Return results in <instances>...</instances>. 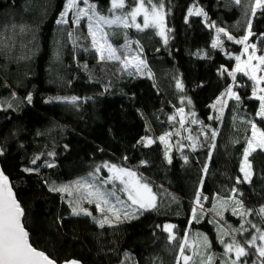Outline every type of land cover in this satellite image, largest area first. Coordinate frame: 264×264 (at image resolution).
I'll return each instance as SVG.
<instances>
[{
  "label": "trees",
  "instance_id": "1",
  "mask_svg": "<svg viewBox=\"0 0 264 264\" xmlns=\"http://www.w3.org/2000/svg\"><path fill=\"white\" fill-rule=\"evenodd\" d=\"M124 3L118 15L139 0ZM254 3L144 0L149 9L163 5L164 38L154 28L103 23L113 47L131 42L141 52L148 74L140 76L99 61L83 31L78 29L79 39L72 41L70 24H57L66 0H0V167L24 211L32 246L58 263L179 264L181 240L197 232L207 238L211 264H231L235 259L224 256L216 229L223 226L243 246L252 239L251 223L264 231V215H259L264 208V150L248 157L250 182L237 183L243 181L249 121L264 130V120L256 115L260 102L251 98V81L229 75L233 56L245 46L235 41L249 32L246 44H255L264 56V11L253 15ZM89 4L96 5L99 16L113 18L111 0ZM189 8L206 15L189 16ZM217 28L234 39L218 34ZM216 36L219 48L212 47ZM229 86L239 101L222 96ZM179 109L188 117L183 124ZM166 133L183 147L172 150L169 159L158 139ZM104 165L137 172L155 195L156 207L136 219L100 226L89 216L73 215L61 195L50 190ZM197 192L206 199L202 211L194 213ZM216 200L230 201L223 213L215 210ZM237 201L249 212L247 218L234 214ZM165 225L174 226L173 242ZM249 253L238 264H264V258L259 262Z\"/></svg>",
  "mask_w": 264,
  "mask_h": 264
},
{
  "label": "snow or ice",
  "instance_id": "2",
  "mask_svg": "<svg viewBox=\"0 0 264 264\" xmlns=\"http://www.w3.org/2000/svg\"><path fill=\"white\" fill-rule=\"evenodd\" d=\"M112 7L109 9V11H113L114 9H123L125 7L124 0H111ZM149 3H151V0H148ZM237 4L241 3V0H235ZM83 3L87 5V10L85 8L79 7L78 0H67V3L65 4V10L61 13V19L57 20V24L66 23L67 21L64 19L66 14L69 10L72 9H78L74 13L75 20L74 23L79 24L80 20L83 17H87L90 23L88 24V31L90 35L92 36V43L93 47L95 48L96 52L99 54L100 59H108V60H118L121 62V64L124 66L125 69H127L129 66L135 67L136 70L139 72L141 71V66L146 67L145 62L140 59L138 56L129 57L127 54L123 55V58H121L120 55H117V49L113 48L111 44H108L107 41L104 39V36L102 34V29L99 26V22H103L107 25L112 24H123L124 27H129V24L127 22V16H113V18H108L105 16H99L96 12V5L95 4H89V0H83ZM161 8L163 5L160 6ZM260 9L264 11V0H255V3L252 7V13L255 15L256 10ZM141 12H144V24L143 28L148 27H155L159 29L158 35L162 37H166V29L163 27V21L164 16L160 10L157 9L155 5L152 7L151 14L144 9V0H139V3L137 7L133 8L130 13L127 15H130L132 17L133 24H135L136 16L139 15ZM188 15H206L202 12L199 8L188 9ZM93 17H96V27H93V23L91 21L93 20ZM187 22V17H186ZM138 30H143L140 25H135ZM214 27V25H213ZM250 27V22H249ZM217 33H223L225 36H227L228 40H233L234 37L229 35L227 32H225L222 28L216 29ZM100 34V35H98ZM71 35V33H70ZM249 35H251V32L248 33V35H245L242 39L236 40V43L245 44V51L248 49V45L246 44V41L248 40ZM101 40L104 42L101 43ZM167 42V39L165 38V43ZM219 39L215 40L212 44V47L215 48L219 44ZM252 54L249 55V62H251L253 59H256L259 61V64L257 65H251L249 63V67L251 70V74L248 71H245L244 74L248 75L251 80L255 82L253 86V96L259 100V109L256 112V115L260 117L262 120H264V95H257V86L260 85L261 81H264V76L257 77L255 75V72L259 70L260 65H264V56H255V45H252ZM237 64L235 69H233L232 72H229L230 76H233V79H235V73L244 71V69L241 67L240 64V57H236ZM222 71H227V69H222ZM177 87L182 88V85L179 81H177ZM259 92H264V87H261L258 89ZM228 95L231 98L236 99L239 101L240 97L237 96L235 92L232 91V87L229 86V88L226 90V93L223 95ZM29 102L31 101V96L27 98ZM59 99V98H58ZM71 102L76 101V97H71ZM219 100V98H218ZM180 112H183V109H179ZM171 119V117H170ZM195 122V121H193ZM251 124V136L247 138V147L244 150L243 154V161L241 163L240 171L243 173V181L240 179H237V183L242 182H250L251 179V163L249 162L248 157L255 152L257 149L264 150V130H261L260 127L257 126L256 123L249 121ZM216 132L213 131L212 136L215 138ZM161 142H165V136L160 137ZM152 141L149 140L148 143H151ZM167 155V154H166ZM39 157H36L32 163L35 164L36 160H38ZM169 162H171L169 160ZM51 166V165H49ZM114 170L118 175L116 176L117 179H121V183L125 185L124 188L121 189V191L127 192L128 199L132 202L133 205H138L140 209L148 210L153 209L156 207V197L152 193L151 189L148 187L147 184H140L138 180H135V173L128 171L123 168H116L115 165L111 166L110 171ZM26 172L32 171V169H24ZM126 175L130 179L128 181H124L122 177ZM111 179V177H110ZM75 184L83 187L85 186L82 181H76ZM89 189H92L93 185H87ZM53 191H59L64 192L68 191V186H63L61 188H54L51 189ZM233 191H236V189H233ZM71 195V193L69 192ZM109 195L115 196V192L109 193ZM89 197H95L97 200L96 207L97 209H101V202L104 205H107L109 201L105 198V194L102 193L99 189H95L94 191L89 190L87 191L85 199H88ZM201 199H206L201 196L199 192H197L196 197V203L199 204ZM117 201H119V197H117ZM88 202L91 203L92 200L88 199ZM237 206L242 207V204L240 201H237ZM102 210V209H101ZM109 211H113L115 214H118V209H109ZM196 209H193V212L195 213ZM235 212V209H234ZM80 213H83L85 215H91L86 209L79 208V206H75L72 208V214L73 215H79ZM241 216H243L245 213L240 212ZM260 214L264 215V208L260 209ZM24 215V211L21 208V205L17 201L15 195L13 194L12 188L9 183V178L3 173V171H0V264H56V261L49 258V256L45 255L44 252L37 250L35 247L32 246V244L29 242V234L25 230L24 225L21 223V217ZM125 216H128V213H125ZM103 226V224H101ZM174 226L172 225H165L164 230L169 232L168 239L172 241L174 239V236L171 234V229ZM252 227H256V225H252ZM239 231V229L235 230ZM245 231H247L245 229ZM257 232L260 233L259 237L253 236L251 240L246 241L249 247H252L256 244V240L259 239L260 241L264 242V232H262L259 228H257ZM185 244L187 241L184 242ZM205 246L207 247V238H204ZM235 251L236 259L231 262V264H238V261L241 257H245L250 255L249 252L245 250L243 246L238 244L236 241H233L231 244H225V253L233 252ZM257 253L260 257H264V246H259L256 248ZM184 245H181V255L178 257V261L180 259H183L184 264H189V261L191 260V257L184 255ZM209 264H211L212 257H208ZM66 264H78L77 261H69L66 262Z\"/></svg>",
  "mask_w": 264,
  "mask_h": 264
},
{
  "label": "rangeland",
  "instance_id": "3",
  "mask_svg": "<svg viewBox=\"0 0 264 264\" xmlns=\"http://www.w3.org/2000/svg\"><path fill=\"white\" fill-rule=\"evenodd\" d=\"M231 1L235 2V0H231ZM66 3H67V0H66ZM78 4H79V7L85 8L87 10V5H85L83 3V0H78ZM137 5L135 7H137ZM111 7H112V5H111ZM144 9H145V11H147L149 13V15L151 14L152 9L147 8L145 5H144ZM157 9L160 10L164 16L163 27L166 29V19H165L164 9L163 8H157ZM122 10L123 9H114L112 11V13L114 16H121V17L127 16V22L129 24V27H126V28L132 27V28L137 29V27L135 26L136 24L140 25L141 28H143L144 12H141L139 15L136 16L135 24H133L132 17L130 15H127L132 10H130L127 14H123V15H118L116 13L119 11L121 12ZM76 11H78V9L69 10L68 13L66 14V16L64 17V19L67 22L60 24V25L70 24V26L74 32L73 38H72L73 42H76L77 39H79L78 38V29H79V31H83V33L85 34L86 38L89 41L91 49L95 52L99 61L105 62V63L118 64V66H120L122 68L124 73H127V74H136V75H140V76H145L146 74H148L147 66L146 67L141 66V71L138 72L136 70V68L132 67V66H129L127 69H125L124 66L121 64V62L118 60H108V59L101 60L99 54L96 52L95 48L93 47V43H92L93 38L88 31V24L90 23V21L88 20L87 17H83L80 20L79 24L74 23V20H75L74 13ZM91 23H93V27L95 28L96 23H97L96 17H93V20L91 21ZM102 24H103L102 21L99 22V26L102 29V34L104 36V39L107 41V43L110 44L106 35H105ZM116 25H122L123 26V24H116ZM148 28H154L157 30V32L159 31V29H157L155 27H148ZM143 29H145V28H143ZM98 35H100V34H98ZM166 35H167V31H166ZM162 38H164V37H162ZM217 39H219V41H220V38L218 36L215 37V40H217ZM103 42L104 41L101 40V43H103ZM220 43H221V41L219 42V44L217 45L216 48L220 47ZM247 45H248L247 51H245V46H244L241 53L238 55L240 57L239 62L241 64V67L244 69V71L236 72V73L244 76L247 80L251 81L253 86H254L255 82L253 80H251L248 75H245L244 72L248 71L251 74L250 67L248 66L249 63L251 65H257V64H259V61L256 59H253L251 62H249V55H251L252 51H253L252 45H255V44L247 43ZM113 48H115V47H113ZM115 49H117V55H120L121 58H123L124 54H127L129 57L138 56L140 59L143 60V58L141 56V52L138 51L137 49H135L131 42H127L124 45H122L118 48H115ZM255 56L256 57L262 56L261 54H259V51H258L256 45H255ZM236 57L237 56H235V57L233 56V58L235 60L233 69H235L236 64L238 63L236 60ZM263 66L264 65H260L259 70H257L255 72V75L257 77L264 76ZM233 69H232V71H233ZM261 87H264V81H261L260 85L257 86V95H264V92H259V90H258ZM232 91L235 92L234 90H232ZM251 98L259 101L258 99H256L253 96V91H252ZM232 99H234V98H232ZM221 106H222V103L219 101L216 104V107L220 108ZM176 114H177V117H178L180 124H183L185 121H187L188 117L185 115L184 112L177 111ZM161 136H165V142H162V143L165 147L167 159H169V155L172 152V150L176 151V152H181L183 150V147L180 146L178 144V142L177 143L171 142L170 134L166 133V134L158 136L159 140H160ZM186 139H188V137H186ZM148 141L149 140H146V143H148ZM193 145H194L193 142H191L189 146L192 147ZM111 166H113V165H109V166L104 165L102 170H98L95 173L90 174L89 176H86V177H83V178H80L77 180L65 182L63 185H52L50 187V190L54 189V188H61L63 186H68V191H64V192L53 191V190H51V191L59 193L61 195L62 199L70 206L71 210L73 207H75L77 205L79 206V208L86 209L89 213H91V215H85L83 213H80L79 215L89 216L91 219H93L100 226H101V224L113 226V225H116L120 222H125V221H130V220L136 219L139 216L140 212L143 211V209H140L138 205H133L132 202L128 199L127 192L121 191V189L124 188L125 185L121 183V179L116 178L118 173H116L114 170L110 171ZM116 168H123V169H126L128 171L134 172L135 173L134 179L138 180L140 182V184H143L137 172H135L131 169L125 168V167L116 166ZM110 177H111V179H110ZM122 179L124 181H128L130 178L128 176L124 175L122 177ZM76 181H82L85 186L81 187V186L75 184L74 182H76ZM87 185H93L94 187L92 189H89L87 187ZM95 189H99L102 193H104L105 198L109 201V203L107 205H104L101 202V209L102 210L97 209V207H96L97 200L95 197H89L88 198V199L92 200L91 203L88 202V199L84 198L87 194V191H89V190L94 191ZM69 192L71 193V195L69 194ZM112 192H115V196L109 195V193H112ZM117 197H119V201H117ZM229 202L230 201H228V200H216L213 202V205H214L215 210L219 211L218 213H223L224 210L229 206ZM203 204H204V199H201L199 204H197L195 202L194 208L196 209L197 212L202 211ZM113 208L119 210L118 214H115L113 211H109V209H113ZM126 212L128 213V216H125ZM240 212L245 213L243 215L244 217L239 214ZM234 214H236V216L240 215L242 218H247V216H249V212H246L242 207H238L237 204L235 205ZM259 215H260V217L262 216V214H259ZM211 218L214 222H218V217L216 215H214V214L211 215ZM259 220H261V219L259 218ZM251 224L255 225L253 223H251ZM252 228L254 229V232L252 233L253 234L252 237L253 236L259 237L260 233L257 232V228H254V227H252ZM216 231L219 233L220 241L223 244L224 256H233V258L236 259L235 251L225 253V244H231V243H233V241H236L234 233L232 234L230 231L225 230V228L223 226H220V230H219V228H217ZM262 232H264V231H262ZM167 233L169 234V232H167ZM171 234H172V229H171ZM204 238L205 237L202 234L197 233V232H193V233L187 234L181 240V242L179 244V253L181 255V245H184V253L183 254L191 257L189 264H209L208 257L212 256V255H208L206 252L208 245H207V247L205 246ZM226 240H228V242H226ZM173 241H174V239L170 242H173ZM185 241H187L186 244L184 243ZM245 245L246 246H243V245H241V246H243L247 252H249V250L253 251V255L255 256L256 260L258 259V261L260 262L259 258H261V259L264 258V257H260L256 251L257 247L264 246V242L257 239L256 244L254 246L249 247L248 244H245ZM178 257H180V256H178ZM178 263L184 264L183 259H180L178 261ZM124 264H130V263L128 261H126Z\"/></svg>",
  "mask_w": 264,
  "mask_h": 264
},
{
  "label": "water",
  "instance_id": "4",
  "mask_svg": "<svg viewBox=\"0 0 264 264\" xmlns=\"http://www.w3.org/2000/svg\"><path fill=\"white\" fill-rule=\"evenodd\" d=\"M0 171H2V169H1V167H0ZM9 183H10V181H9ZM10 186H11V183H10ZM11 188H12V186H11ZM12 191H13V194L15 195V197H16V194H15V192H14V190H13V188H12ZM17 199V198H16ZM18 201V200H17ZM20 204V203H19ZM22 208V207H21ZM21 223L24 225V215L21 217ZM26 230V229H25ZM27 231V230H26ZM29 242H30V240H29ZM34 247V246H33ZM38 250V249H37ZM40 251V250H39ZM46 255V254H45ZM50 258V257H49ZM69 261H77V260H69ZM69 261H65V262H62V263H58V262H56V264H66V262H69ZM78 262V264H82L81 262H79V261H77Z\"/></svg>",
  "mask_w": 264,
  "mask_h": 264
}]
</instances>
